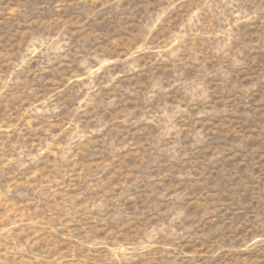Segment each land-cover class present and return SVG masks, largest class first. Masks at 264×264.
I'll return each mask as SVG.
<instances>
[{"label": "rangeland", "instance_id": "374dc122", "mask_svg": "<svg viewBox=\"0 0 264 264\" xmlns=\"http://www.w3.org/2000/svg\"><path fill=\"white\" fill-rule=\"evenodd\" d=\"M0 264H264V0H0Z\"/></svg>", "mask_w": 264, "mask_h": 264}]
</instances>
